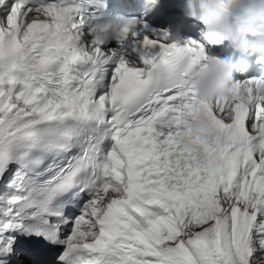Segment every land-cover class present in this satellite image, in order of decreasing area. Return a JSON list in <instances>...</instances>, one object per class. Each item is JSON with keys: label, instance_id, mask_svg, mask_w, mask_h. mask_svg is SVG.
<instances>
[{"label": "snow or ice", "instance_id": "snow-or-ice-1", "mask_svg": "<svg viewBox=\"0 0 264 264\" xmlns=\"http://www.w3.org/2000/svg\"><path fill=\"white\" fill-rule=\"evenodd\" d=\"M229 3L189 0L210 44ZM138 24L85 50L68 0H0V256L22 230L55 264H264V77L203 103L207 47Z\"/></svg>", "mask_w": 264, "mask_h": 264}, {"label": "clouds", "instance_id": "clouds-1", "mask_svg": "<svg viewBox=\"0 0 264 264\" xmlns=\"http://www.w3.org/2000/svg\"><path fill=\"white\" fill-rule=\"evenodd\" d=\"M219 31L236 37L235 51L264 56V0H230L216 16ZM179 43V37L176 38ZM237 64L232 59H219L210 52L205 66L197 73L193 88L197 99L211 104L225 96L233 82ZM207 128L203 113H197L190 126L193 133Z\"/></svg>", "mask_w": 264, "mask_h": 264}]
</instances>
